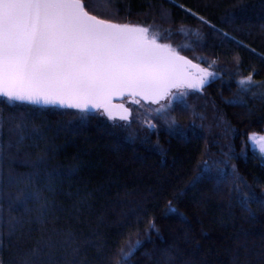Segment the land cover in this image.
I'll return each mask as SVG.
<instances>
[{
  "label": "trees",
  "instance_id": "16d2710c",
  "mask_svg": "<svg viewBox=\"0 0 264 264\" xmlns=\"http://www.w3.org/2000/svg\"><path fill=\"white\" fill-rule=\"evenodd\" d=\"M106 1L86 4L159 31L215 75L169 108L179 130L0 96V262L115 264L140 240L130 264H264V163L242 143L264 132V0Z\"/></svg>",
  "mask_w": 264,
  "mask_h": 264
},
{
  "label": "snow or ice",
  "instance_id": "6c2138e0",
  "mask_svg": "<svg viewBox=\"0 0 264 264\" xmlns=\"http://www.w3.org/2000/svg\"><path fill=\"white\" fill-rule=\"evenodd\" d=\"M180 30L186 31L183 26ZM214 75L170 44L160 43L149 27L101 18L88 9L86 0H0V96L9 102H58L82 112L90 107L103 109L110 119L119 108L120 118L128 120L129 110L123 104L114 105V97L128 95L137 104L138 97L158 103L176 97L173 89L202 90ZM239 83L250 86L252 75ZM146 123L150 129L156 127ZM166 123L169 129L180 128L175 117ZM242 143L251 146L264 163V133L249 132ZM201 163L207 168V161ZM232 168L233 186L239 192L235 181L241 178L235 174V165ZM218 171L226 173L223 165ZM31 180V175L7 178L16 184ZM33 195L25 193L16 202ZM239 199L247 208L256 197L249 189ZM168 208L175 210L171 201ZM140 244L136 240L127 250L121 246L115 264H130Z\"/></svg>",
  "mask_w": 264,
  "mask_h": 264
},
{
  "label": "rangeland",
  "instance_id": "374dc122",
  "mask_svg": "<svg viewBox=\"0 0 264 264\" xmlns=\"http://www.w3.org/2000/svg\"><path fill=\"white\" fill-rule=\"evenodd\" d=\"M95 4H102L103 7L107 10H111L109 3L106 0H93ZM116 22V21H114ZM120 23V22H117ZM142 26V25H141ZM151 33L153 34H157V39L161 42H166V43H170L172 44L177 51L182 55V56H186L185 54H183L182 52L179 51L178 46L169 41L166 40L162 37V34L159 31H153L152 29L150 30ZM187 58L190 59V57L186 56ZM192 61L194 63L200 64L202 65L204 68L206 66H204L203 64H201L200 60H194L192 59ZM185 91H191V90H174L173 92H175L177 94L176 97H166L164 100L156 103V104H151V103H144V102H140V103H132L129 102L127 103L128 108L130 109V115H129V119L128 120H120V119H109L108 117H106L104 114H102L100 111H93V112H98L102 117H104V119H106L107 122L111 123L112 125H128L129 123H131L132 119H136L138 121L141 122V124L148 130H153L155 128L150 129L146 123V121H151L153 124H155V118L159 117L165 121H167L170 117V115L168 114V110L170 107L174 106L176 103H182L183 100V94ZM192 92H196L193 91ZM206 92V87L204 85L203 87V93H199L201 96H204ZM3 97V96H1ZM6 98V97H4ZM123 101L125 102V99H123ZM182 101V102H181ZM135 106V108H134ZM163 106V107H162ZM59 108V107H58ZM64 109V108H61ZM160 110L159 112L157 110ZM264 133V132H263Z\"/></svg>",
  "mask_w": 264,
  "mask_h": 264
},
{
  "label": "water",
  "instance_id": "95a60500",
  "mask_svg": "<svg viewBox=\"0 0 264 264\" xmlns=\"http://www.w3.org/2000/svg\"><path fill=\"white\" fill-rule=\"evenodd\" d=\"M159 41V40H158ZM160 43H166V42H161L159 41ZM167 44H170V43H167ZM173 48H175L172 44H170ZM176 49V48H175ZM177 50V49H176ZM181 55V54H180ZM189 59V58H188ZM194 63V62H193ZM197 64V63H195ZM200 65V64H199ZM201 67H203L201 65ZM205 87H206V84H205ZM176 91V90H180V89H173L172 91ZM181 90H193V91H196V92H199V93H203V89L202 90H196V89H181ZM166 98V97H165ZM164 98V99H165ZM123 99H125V102L123 101ZM137 99H140V102H144V103H151V104H156V102H153V101H149V100H144L142 98H137ZM164 99H161L160 101L164 100ZM159 101V102H160ZM16 102H22V103H26V104H34V105H38V106H44V107H59V108H64V109H74V110H79V109H76V108H73V107H69L67 104H60V103H43V102H40V103H30V102H27V101H16ZM129 102H133V98L131 96H128V95H125L124 97H114L113 100H112V103L114 105H120V104H123L124 107H126L128 110H129V114H130V109L128 108L127 106V103ZM81 111V110H79ZM93 111H100L102 114H104L106 117H108L104 112H103V109H94V108H89L87 110V112H93ZM115 115H114V118L112 119H120V120H123L120 118V114L122 113V110L117 108V109H114L113 110ZM109 118V117H108ZM110 119V118H109Z\"/></svg>",
  "mask_w": 264,
  "mask_h": 264
}]
</instances>
